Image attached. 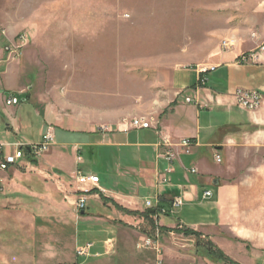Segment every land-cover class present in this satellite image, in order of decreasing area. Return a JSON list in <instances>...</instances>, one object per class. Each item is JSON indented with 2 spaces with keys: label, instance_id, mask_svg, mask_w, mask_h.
<instances>
[{
  "label": "crops",
  "instance_id": "obj_1",
  "mask_svg": "<svg viewBox=\"0 0 264 264\" xmlns=\"http://www.w3.org/2000/svg\"><path fill=\"white\" fill-rule=\"evenodd\" d=\"M256 25L259 40L248 39L249 44L237 40L230 50H211L200 64L178 65L164 97L154 99V109L144 107L137 115L126 111V115L148 120L149 129H133L129 123H121L122 117L115 119L116 115L109 122V133L103 134L95 130L92 121L86 125L75 123L73 128L54 123L46 112L40 139L23 136L16 120L3 117L13 110L6 106V97H17L11 84L13 72L5 69L1 74L5 78L0 81V119L6 122L3 141L37 144L52 126L55 142L39 164L31 167L24 163L0 172V264H154L152 251H140L136 244L151 236L158 221L163 230L174 229L179 223L201 230L212 241L217 239L212 236V228L224 226L223 218L232 211L235 225L259 226L256 216L242 217L243 210L247 211L243 194L251 192L250 186L225 185V169L215 161L216 154L223 162H230L234 156L242 162L238 173H264V51H258L256 59L240 62L243 54L252 53L264 40V21ZM202 67L215 69L202 74ZM202 77L205 85H200ZM238 89L259 93L262 105L256 111L243 109L235 98ZM19 91L24 93L21 88ZM165 137L170 140L168 146L161 145ZM185 139L194 142L189 153L181 146ZM170 151L174 155L171 163L166 159ZM256 157H261L258 166L252 164ZM78 171L100 179L82 212L74 206V177ZM212 185L217 187L216 192L210 189ZM202 189L203 201L215 200L217 222L193 229L178 215L175 221L161 214L158 219L155 215L144 216L152 210L145 205L150 198H159V206L170 209L176 196L183 197L184 205L194 204ZM207 191L213 195L204 199ZM254 206L252 203L249 207L258 208ZM249 236L257 239L237 230L234 238L239 242L234 243L242 246ZM110 240L116 243L111 254ZM216 241L225 252L220 247L223 242ZM87 243L93 245L90 258L83 257L88 260L80 262L83 258H77L76 249ZM163 248L168 264H201L194 250L175 249L167 241ZM241 252V259H233L237 264H256L260 259L264 263V255L252 256L256 260L252 261L248 257L251 255L246 256L247 248Z\"/></svg>",
  "mask_w": 264,
  "mask_h": 264
},
{
  "label": "rangeland",
  "instance_id": "obj_2",
  "mask_svg": "<svg viewBox=\"0 0 264 264\" xmlns=\"http://www.w3.org/2000/svg\"><path fill=\"white\" fill-rule=\"evenodd\" d=\"M263 7L264 0H0V81L5 78L1 75L5 69L12 70L11 84L20 100L3 117L16 120L23 128V136L26 134L37 141L46 112L54 123L73 125V128L75 123L86 125L92 121L95 130L103 134L109 133L112 125L109 122L116 115L115 119L122 117L121 123L131 126L132 120L144 119L132 115L144 107L154 109L157 103L154 99L164 97L178 65L200 64L211 50L224 51V41L231 42L234 48L238 41L249 44L248 39L259 40L256 22L264 21ZM263 43L264 40L254 54L261 51ZM126 111L132 115H126ZM5 131L6 122L0 119V141L15 143L3 141ZM167 139L163 138L162 146ZM42 157L34 163L39 164ZM260 158H254L252 164L260 165ZM221 164L225 169V185L234 188L237 183L252 189L243 194L247 211L243 210L242 217L254 215L260 225L239 227L233 222L235 212L232 211L223 218L224 226L212 228V236L223 242L220 247L232 258L221 251L231 261L241 259L244 253L241 249L246 248V256L251 255L248 257L256 261L255 255H264V173H238L242 162L234 156L230 162L222 159ZM210 189L217 191L213 185ZM203 191L194 204L184 205L181 197L183 206L176 213L172 210L171 214L161 215L172 216L174 221L178 215L193 229L217 222L215 200L203 201ZM212 195L205 198L204 193L203 197L209 199ZM230 201L227 194V203ZM252 203L258 208L251 209ZM154 212L158 219V209ZM158 223L148 237L156 242L152 248H142L141 241L136 244L140 251H152L154 264H168L163 248L166 241L175 249L194 250L201 264H228L217 255L208 257L206 250L210 248L216 253L220 250L219 242L215 240V243L201 230L179 223L174 229L163 230ZM186 229L194 233L188 234ZM237 230L254 235L257 241L249 236L242 246L235 244ZM199 242L211 245L200 247ZM109 243L111 254L116 243L112 240ZM90 254L89 251L88 258ZM256 264H264L263 259Z\"/></svg>",
  "mask_w": 264,
  "mask_h": 264
},
{
  "label": "built area",
  "instance_id": "obj_3",
  "mask_svg": "<svg viewBox=\"0 0 264 264\" xmlns=\"http://www.w3.org/2000/svg\"><path fill=\"white\" fill-rule=\"evenodd\" d=\"M232 47V43L229 41H224L223 49L229 50ZM8 50V49H7ZM261 51H264V43L260 47ZM251 55H242L240 62H247L251 59H256L257 54L253 52ZM215 68H201V73H207L209 71H213ZM206 79L202 77L200 79V85H205ZM235 98L239 106L242 108L255 111L262 104V97L259 93L255 91H247L244 89H238L235 92ZM188 102H191L190 99H187ZM5 103L7 106H16L20 103L19 98L9 95L5 99ZM131 127L133 129H149L151 127V123L149 121H144V119H134L131 122ZM55 134L52 126H49L42 137V141L37 144H28L20 141H16L15 143H3L0 141V171H6L11 167H21L24 163L28 165H32L35 160H38L46 153L51 146L54 144ZM164 142V141H163ZM165 146L170 145V141L167 139ZM194 145L192 140H183L181 142V146L185 150L186 153H189L191 147ZM174 155L172 152H168L166 159L168 162H172ZM215 159L218 163L222 162V157L219 154L215 155ZM171 170H168L169 173ZM195 172V170H193ZM100 179L97 176L85 174L83 172H77L75 176L76 190H75V203L74 206L78 212H82L86 210L88 195L94 190L98 189ZM1 190V187H0ZM211 192L205 193V198L211 196ZM159 198H151L145 201L146 208L154 209L159 214H171L176 211V209L181 208L183 206L181 196H177L176 199L173 200L172 207L168 210L159 208ZM173 208V209H172ZM162 212V213H160ZM154 243L148 237H145L141 242L140 246L142 248H152ZM91 244L88 243L85 247H78L76 250V255L79 257H88L90 251ZM158 252L160 253L159 249ZM77 264V263H76Z\"/></svg>",
  "mask_w": 264,
  "mask_h": 264
},
{
  "label": "trees",
  "instance_id": "obj_4",
  "mask_svg": "<svg viewBox=\"0 0 264 264\" xmlns=\"http://www.w3.org/2000/svg\"><path fill=\"white\" fill-rule=\"evenodd\" d=\"M155 213H153V214H150L148 211H146L145 213H144V216H147V217H150V216H153ZM188 231V232H187ZM192 230H190V229H186L185 230V232H187L188 234H191V233H194V231H192ZM195 234H196V232H195ZM200 244V245H199ZM205 244V245H204ZM204 244H201V242H199L198 243V245L200 246V247H203V246H205L206 248H209L208 246L209 245H211V243H209V242H206V243H204ZM218 252V253H217ZM206 253H207V255H208V257L209 258H211L212 256H215V257H217L218 256V258L220 259V260H222V261H225V263L227 262L228 264H237V263H235V262H233V261H231L230 259H229V257H227L221 250H218V251H216V253L215 252H212L211 251V249L209 248V250L207 249L206 250ZM217 255V256H216Z\"/></svg>",
  "mask_w": 264,
  "mask_h": 264
},
{
  "label": "water",
  "instance_id": "obj_5",
  "mask_svg": "<svg viewBox=\"0 0 264 264\" xmlns=\"http://www.w3.org/2000/svg\"><path fill=\"white\" fill-rule=\"evenodd\" d=\"M149 212H150V213H154V210H150Z\"/></svg>",
  "mask_w": 264,
  "mask_h": 264
}]
</instances>
